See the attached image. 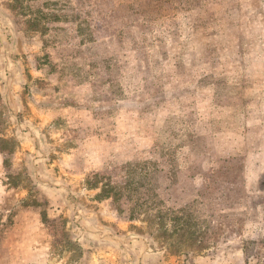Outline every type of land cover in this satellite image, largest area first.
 I'll return each mask as SVG.
<instances>
[{"label":"rangeland","instance_id":"obj_1","mask_svg":"<svg viewBox=\"0 0 264 264\" xmlns=\"http://www.w3.org/2000/svg\"><path fill=\"white\" fill-rule=\"evenodd\" d=\"M0 264H264V0H0Z\"/></svg>","mask_w":264,"mask_h":264},{"label":"trees","instance_id":"obj_2","mask_svg":"<svg viewBox=\"0 0 264 264\" xmlns=\"http://www.w3.org/2000/svg\"><path fill=\"white\" fill-rule=\"evenodd\" d=\"M95 184H97V183H95ZM128 184H130V185H131V181H129V182H128ZM91 186H93V187H98V185H94V184H93V185H91ZM102 192H103V191H102ZM178 219H179V218H178Z\"/></svg>","mask_w":264,"mask_h":264}]
</instances>
